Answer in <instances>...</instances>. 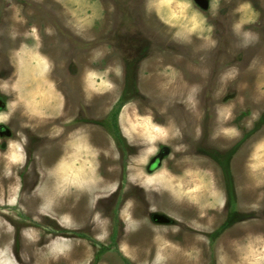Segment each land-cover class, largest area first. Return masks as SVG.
I'll return each instance as SVG.
<instances>
[{
    "label": "rangeland",
    "instance_id": "374dc122",
    "mask_svg": "<svg viewBox=\"0 0 264 264\" xmlns=\"http://www.w3.org/2000/svg\"><path fill=\"white\" fill-rule=\"evenodd\" d=\"M3 259L264 264V0H0Z\"/></svg>",
    "mask_w": 264,
    "mask_h": 264
},
{
    "label": "bare ground",
    "instance_id": "6f19581e",
    "mask_svg": "<svg viewBox=\"0 0 264 264\" xmlns=\"http://www.w3.org/2000/svg\"><path fill=\"white\" fill-rule=\"evenodd\" d=\"M2 264H11V262L9 263L8 260H4V259H3Z\"/></svg>",
    "mask_w": 264,
    "mask_h": 264
},
{
    "label": "flooded vegetation",
    "instance_id": "af4514ba",
    "mask_svg": "<svg viewBox=\"0 0 264 264\" xmlns=\"http://www.w3.org/2000/svg\"><path fill=\"white\" fill-rule=\"evenodd\" d=\"M160 153H162V152H159L158 157L161 155ZM218 155L220 156V154H218ZM157 163H158V162H156L152 167H155V166L157 165Z\"/></svg>",
    "mask_w": 264,
    "mask_h": 264
}]
</instances>
